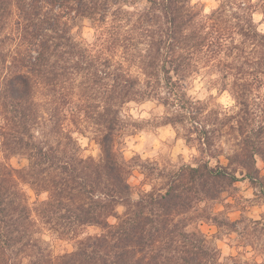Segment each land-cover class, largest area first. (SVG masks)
<instances>
[{
	"label": "trees",
	"instance_id": "trees-1",
	"mask_svg": "<svg viewBox=\"0 0 264 264\" xmlns=\"http://www.w3.org/2000/svg\"><path fill=\"white\" fill-rule=\"evenodd\" d=\"M248 3L227 0L205 14L192 0H0V264H238L200 226L233 227L207 207L235 183L264 192V122L226 165L199 125L191 162L167 175L164 189L136 195L118 139L131 102L157 99L192 118L185 96L201 69L251 121L264 85V32L253 14L264 16V0ZM67 122L93 134L98 159L82 156ZM38 220L75 239L85 227L100 233L53 259L37 248Z\"/></svg>",
	"mask_w": 264,
	"mask_h": 264
},
{
	"label": "rangeland",
	"instance_id": "rangeland-1",
	"mask_svg": "<svg viewBox=\"0 0 264 264\" xmlns=\"http://www.w3.org/2000/svg\"><path fill=\"white\" fill-rule=\"evenodd\" d=\"M198 1L203 5L205 14H210L221 3L227 2V0H192V3ZM244 1L254 4L259 0ZM144 4L141 2L139 6ZM234 12L239 13L236 6L229 11V15ZM253 19L255 23H261L258 29L264 32V16L256 12L253 14ZM92 34L93 30L86 27L84 38L91 41ZM131 72L141 81L144 80V76L137 68L133 67ZM205 72V69L199 70L189 82L186 92L185 103L188 107H195L192 118L185 110L163 106L157 99L140 103L131 102L122 107L120 118L123 121V128L118 139V147L131 166L129 180L134 186L135 195L143 190L164 189L167 181L165 177L191 162L192 157L198 154L197 139L201 136L199 125H205V130L212 133L214 137L212 152L223 165L228 162L226 158L239 147L245 145L249 147L253 143V139H246V134L251 128H256L258 121L264 122V85L257 93L259 94L257 114L252 111L249 121V110L247 114L240 111L241 108L235 106V101L229 92L217 90L212 82L216 78L215 73L208 75ZM167 117L171 118V121L163 124ZM193 117L197 124L193 123ZM66 125L73 130V136L78 139L82 156L98 159L100 149L93 140V134L87 130L82 136L75 127L70 126L69 122ZM216 160L211 161L212 165L217 163ZM13 164L18 166L16 160H13ZM257 167L264 178V162L259 158ZM22 188L30 197V203L34 202L33 191L26 185ZM204 206V203L200 205L201 208ZM207 209L215 213L219 221L227 220L235 223L233 227H219L215 223H203L200 226V230L208 235L213 245L220 250L222 258H235L238 264H264L262 188L247 181L237 182L227 190L224 200L208 205ZM35 216L34 214V218H37ZM35 232L37 248L44 255L57 259L71 252L77 240L96 235L100 230L97 227H85L79 231L75 239L71 235L59 234L38 220Z\"/></svg>",
	"mask_w": 264,
	"mask_h": 264
}]
</instances>
